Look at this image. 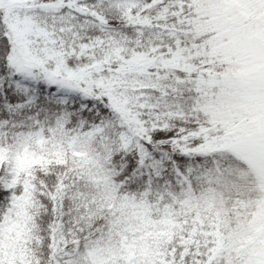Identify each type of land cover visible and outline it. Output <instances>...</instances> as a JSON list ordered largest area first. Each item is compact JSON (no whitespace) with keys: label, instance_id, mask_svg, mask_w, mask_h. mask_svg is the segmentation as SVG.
<instances>
[{"label":"snow or ice","instance_id":"6c2138e0","mask_svg":"<svg viewBox=\"0 0 264 264\" xmlns=\"http://www.w3.org/2000/svg\"><path fill=\"white\" fill-rule=\"evenodd\" d=\"M0 264H264V0H0Z\"/></svg>","mask_w":264,"mask_h":264}]
</instances>
